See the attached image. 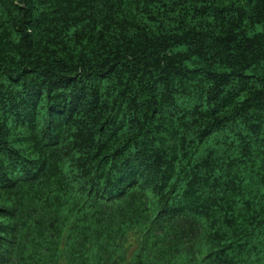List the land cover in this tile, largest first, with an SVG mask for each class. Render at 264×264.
<instances>
[{
    "label": "trees",
    "instance_id": "1",
    "mask_svg": "<svg viewBox=\"0 0 264 264\" xmlns=\"http://www.w3.org/2000/svg\"><path fill=\"white\" fill-rule=\"evenodd\" d=\"M0 264H264V0H0Z\"/></svg>",
    "mask_w": 264,
    "mask_h": 264
}]
</instances>
